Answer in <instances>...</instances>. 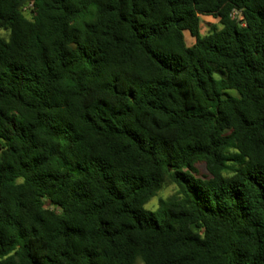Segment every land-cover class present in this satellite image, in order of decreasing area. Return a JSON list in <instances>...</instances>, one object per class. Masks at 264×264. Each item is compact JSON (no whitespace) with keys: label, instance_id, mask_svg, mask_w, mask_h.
<instances>
[{"label":"trees","instance_id":"1","mask_svg":"<svg viewBox=\"0 0 264 264\" xmlns=\"http://www.w3.org/2000/svg\"><path fill=\"white\" fill-rule=\"evenodd\" d=\"M20 1L0 264H264V0Z\"/></svg>","mask_w":264,"mask_h":264},{"label":"rangeland","instance_id":"2","mask_svg":"<svg viewBox=\"0 0 264 264\" xmlns=\"http://www.w3.org/2000/svg\"><path fill=\"white\" fill-rule=\"evenodd\" d=\"M28 14V10L25 11ZM202 23H201V32L203 34L207 33L211 24H219V20L214 18L211 15H202ZM1 34L5 37H8V32L1 31ZM186 39L189 45L194 44L195 38L191 36V34L187 31L185 32ZM177 185L171 181H168L147 204L146 207L150 210H155L159 206L160 199H165L176 193Z\"/></svg>","mask_w":264,"mask_h":264},{"label":"water","instance_id":"3","mask_svg":"<svg viewBox=\"0 0 264 264\" xmlns=\"http://www.w3.org/2000/svg\"><path fill=\"white\" fill-rule=\"evenodd\" d=\"M28 1H30V0H21L20 2H19V7H22L26 2H28Z\"/></svg>","mask_w":264,"mask_h":264},{"label":"built area","instance_id":"4","mask_svg":"<svg viewBox=\"0 0 264 264\" xmlns=\"http://www.w3.org/2000/svg\"><path fill=\"white\" fill-rule=\"evenodd\" d=\"M237 12H235V14H236Z\"/></svg>","mask_w":264,"mask_h":264}]
</instances>
